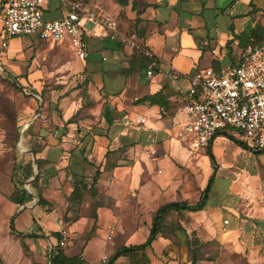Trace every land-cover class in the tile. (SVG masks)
I'll return each mask as SVG.
<instances>
[{
    "label": "rangeland",
    "instance_id": "374dc122",
    "mask_svg": "<svg viewBox=\"0 0 264 264\" xmlns=\"http://www.w3.org/2000/svg\"><path fill=\"white\" fill-rule=\"evenodd\" d=\"M83 1L91 3L90 0ZM206 1L204 14L192 15L194 22L203 19L209 28L218 27L223 31L228 29V25L236 17L235 14L243 11L241 14L246 27L248 23H260L264 26V0H254L256 7L253 10L250 3L245 4L240 0ZM49 2L52 10L60 5L58 0ZM110 4L109 0H98L95 6L111 7ZM59 15L55 10L51 13L45 12L47 19ZM90 27L93 30H103L102 26L92 22ZM195 37L198 42L204 38ZM200 46L202 53L196 62V68L206 66L213 58L220 59L222 63L233 61L226 47L218 54H213L201 42ZM108 53L110 59L103 61L104 65L113 61L112 53ZM95 57L101 61L100 52L90 55L91 59ZM87 58L79 59L66 38L60 43L33 35L13 38L10 47L0 54V259L3 262L47 264L51 241L53 244L55 240L54 237L44 239L43 228L36 233L37 236L26 238L10 228L11 218L21 206L13 199L19 198L23 189L31 194V199L25 202V208L52 211L59 222L67 224L78 217L80 205L70 200V187L80 178L91 183L98 176V170L93 167L94 162L89 161L84 156V151H81L80 142L77 143L75 139L76 135L68 138L69 144L72 142L68 149L72 152L68 166H62L59 153L52 155V165L47 160L40 159L41 134L55 132L56 129L59 135L60 132L68 131L76 134L79 130L89 128L97 120V101L93 96L94 91H91L96 88V84L92 83L86 68L79 65ZM96 63L97 61H92L89 67L92 69ZM70 112H74V122L68 124L66 118ZM85 116L90 120L87 125L83 124ZM32 119L34 120L28 128L24 129ZM147 126L149 122L131 125L117 118L111 131L113 134L118 133L119 139L130 141L131 138L141 136L140 133ZM67 135L70 136V133ZM172 136L171 145L156 146L147 153L149 164L146 163V167L140 170L143 182L149 183L154 196H162L160 202H196L211 179L212 190L206 208L200 212H174L170 215V226L166 233L169 230L175 235L171 230L182 224L191 238H196L201 244L198 247L199 263L264 264V149L256 151L257 148L253 145H241L237 141L239 137L231 127L215 135L211 145L212 154L208 149L210 145L200 148L193 146L189 138L178 137L175 132ZM140 143H148L144 134ZM159 188L161 189L157 192ZM40 195L48 200V205H37ZM155 202V199H147V204L141 208V215H145L146 207H152ZM126 203L131 204V200L127 198ZM28 209L19 215L16 213L14 223L17 228V225L27 222ZM41 209L35 211V214ZM49 214L40 218L46 229H50L56 221ZM130 214L131 211L125 209L123 217L126 223L131 217ZM226 219L229 221L226 222ZM34 220L38 222V218L34 217ZM64 228L69 230L67 227L62 229ZM88 228L90 230L92 226ZM91 230L94 233L93 228ZM180 231L182 230L176 232L179 237L182 234ZM119 234L116 228L114 239L95 235L88 251L95 254L106 251L112 257L115 253V238ZM88 239L76 243L74 239H67V250L73 252L81 249ZM173 239L179 241L177 236ZM181 240L177 243L178 247L169 246L164 252H155V255L160 254L164 264H189L190 251ZM173 251L176 252L175 257ZM170 259H176L177 262H169Z\"/></svg>",
    "mask_w": 264,
    "mask_h": 264
},
{
    "label": "crops",
    "instance_id": "0c3cea01",
    "mask_svg": "<svg viewBox=\"0 0 264 264\" xmlns=\"http://www.w3.org/2000/svg\"><path fill=\"white\" fill-rule=\"evenodd\" d=\"M90 1L91 3L88 4L96 8L95 5L98 0ZM102 1L105 2V0ZM240 1L245 4L250 2V0ZM109 2H111V7L102 8L109 9L117 16L124 32L137 37L141 44L153 50L157 67L149 74L148 69L152 64L150 58L138 49H132L127 43L119 39H111L104 28L102 31L91 28V32L87 36L89 55L87 60L84 63H79V65L86 68L92 83L96 84L94 89L93 85L91 86V89H93L91 91H94L93 96L97 101L95 105V110L99 113L98 117L96 116L97 120L94 121V127L93 125L89 126V128L82 131L79 130L76 134L73 131H68L60 132L59 135L58 129L55 132L41 134L40 144L42 150L40 152L41 159L43 161L44 159L47 160L49 165L53 164V162H50V160H53L52 155L59 153L58 158L62 166H68L72 153L68 150L72 146V142L69 144L68 138L71 139L76 135L75 137L78 139H75L77 143L80 142L81 151H84V156H87L89 161L94 162L93 167L98 170V176L91 183L80 178L75 180L74 185L70 187L68 192L70 200L80 203V205L78 207V217L67 224L59 222L56 214L52 211L41 208L28 209L25 208V203H20L21 206L16 213L19 215L22 211L28 209L27 222L17 225L19 227L17 228L14 223L16 213L11 218L10 228L12 229L13 223L15 226V230H13L17 233L36 234L43 228L44 239L55 238L53 244L51 241L47 264H56L52 262V258L60 248L57 243L61 239L63 227L69 229L67 239H74V243L89 238L81 249L73 252L67 250V243L62 246L66 256H80L86 260L87 264H98L100 257L107 254L106 251L96 254L88 251L95 235H104L108 239H114L115 229L117 228L120 234L115 238L114 252L122 245L138 244L147 239L157 208L166 202H160L162 196H154V191L149 183L143 182L140 170L146 167V163L149 164L147 153L150 152V149H154L156 146L168 147L171 145L172 133L175 132L177 135L178 127L185 121L187 116L184 109V96L190 84L189 79L183 75H169L167 70L174 66L183 72L194 71L196 62L200 59L202 53L200 42L205 45V49L210 48L211 52L213 48H216V51L219 52L226 47L227 50L231 51L228 50V54L233 60L241 54L242 49L245 47V41L241 40V36L244 35L243 31L246 28L244 16L241 14L243 11L235 14L236 17L228 25V29L222 31L218 27L212 26L209 28L203 19L194 22L192 15L204 14L206 0H127L125 3H121L119 0H109ZM249 9H251V6ZM54 10L60 13L58 17L64 13L61 5H57ZM54 10L50 9V2L48 1L45 12L51 13ZM195 36H204V38L198 42ZM108 51H110V54L112 53L113 61L109 65H104L103 61L110 59ZM97 52L101 53V61L97 57L90 58L91 54ZM138 53L145 57V64L142 63L143 59L139 57ZM92 61H97V63L91 69L89 65ZM211 63L218 66L222 61L213 58L209 64ZM108 89L110 91H107ZM139 113L145 114L147 116L146 122H149L146 130L140 133L141 136L125 141L119 139L118 133H112V124L117 118H121L126 122L127 117ZM73 114L74 112L68 114L67 122ZM89 121V117H83V124L87 125ZM71 123L73 122H68V124ZM127 123L129 122L127 121ZM69 133L70 136L67 135ZM143 134L148 141L145 145L140 143ZM213 142L214 139L210 145ZM122 169L126 170L123 172ZM68 170L71 174V169ZM80 180L86 181L89 186L94 184L96 191L93 193L88 188L84 191L83 196H73L72 191L75 183ZM89 190L91 193H89ZM127 198L131 200L132 205L126 203ZM149 198L155 199L156 202L152 207L147 206L146 214L141 215V208L147 204L146 200ZM37 205L41 206L42 204ZM46 205L48 203L42 206ZM127 208L131 211L130 216L132 218L130 217L126 223L123 216ZM39 209L41 210L36 215L35 211L37 212ZM174 212L180 213L171 211L168 216ZM181 212L192 211L184 210ZM47 213L53 215L56 220L49 227L50 229L44 228L42 222H40V218H43ZM34 217L38 218V222L34 220ZM88 226H92L94 233H92V228L88 230ZM177 230L179 229L171 230L174 231L175 235L169 230L168 233L166 231L159 233L151 245L146 247L144 251L140 250L137 252L138 254L136 253V258L131 254H122L115 259L113 264H164L159 257L160 254L157 256L155 252H164L169 246L178 247L177 243L180 239H182L183 244H186V249L189 248L187 240L191 235L184 228L180 231L182 233L180 238L179 234L176 233ZM54 231L60 233L58 237L53 235ZM45 234H47L46 237ZM110 234L112 235L111 238L108 237ZM22 236L25 238L35 237ZM176 236L179 241L173 239ZM143 252L146 254L145 259L137 260L138 256L144 254ZM173 252L175 257L176 252ZM189 258L188 261L191 264ZM169 262L175 263L177 260L170 259ZM0 264H14V262H3L0 259Z\"/></svg>",
    "mask_w": 264,
    "mask_h": 264
},
{
    "label": "built area",
    "instance_id": "2783aa9c",
    "mask_svg": "<svg viewBox=\"0 0 264 264\" xmlns=\"http://www.w3.org/2000/svg\"><path fill=\"white\" fill-rule=\"evenodd\" d=\"M49 0H2L0 2V54L15 37L33 35L51 42L67 39L79 59L89 55L90 23L102 26L111 39H119L132 49H138L151 59V74L157 60L151 48L121 28L115 14L107 8L97 9L83 0H58L64 9L60 17L47 19L45 10ZM212 52L218 54L216 48ZM167 73L186 76L189 86L185 91L186 119L177 129V136L189 138L196 147L209 146L215 135L231 127L235 135L255 148L264 149V40L249 42L231 63H212L183 72L171 66ZM145 114L127 117L132 124L145 123ZM229 219H226L228 222ZM68 230H61L59 243H67ZM109 238L112 237L110 234ZM103 254L98 264H106Z\"/></svg>",
    "mask_w": 264,
    "mask_h": 264
},
{
    "label": "trees",
    "instance_id": "16d2710c",
    "mask_svg": "<svg viewBox=\"0 0 264 264\" xmlns=\"http://www.w3.org/2000/svg\"><path fill=\"white\" fill-rule=\"evenodd\" d=\"M119 1L121 3H125L127 0H119ZM249 3L252 5V10L255 9L256 5L254 3V0H250ZM256 9H259V8L257 7ZM243 34L244 35L241 36V40L245 41V46L251 41L260 42L264 40V26L260 23H255V24L250 23L244 29ZM138 55L140 58L143 59L142 63L145 64L146 63L145 57L141 53H138ZM24 89H26V87H24ZM68 122H74V117L72 116L71 118H69ZM237 141L241 145L248 147V144L244 142L243 140L237 139ZM208 149H209L210 154H212L211 145L209 146ZM261 150L263 149H259V148L256 149V151H261ZM211 185H212V179L204 187V189L202 190L199 196V199L196 202L191 203L187 200H172V201H168L160 205L157 208L155 215L153 217L151 231L147 239L142 243L120 246L115 251L113 256L109 257V260L107 261L106 264H113L115 259L119 255H122V254H131L134 258H136L137 257L136 253L138 251L140 250L144 251L146 247L152 244V242L156 239L159 233H164L168 229V227L170 226V223L168 222V219H169L168 215L171 211H177V212H181L184 210L196 211V210L205 208L207 201L210 197V192L212 190ZM88 188L91 189L93 193L96 191L94 184L89 186V184L86 181L80 180L79 182L75 183L74 190L72 191V195L81 197L83 196L84 191ZM22 191H23L22 192L23 194L19 198L13 199L15 202L25 203L31 199L30 193H27L25 189H23ZM38 203L45 205L48 203V200H46V198L43 195H40ZM176 228L184 229L182 224H178ZM12 229L15 230V226L13 223H12ZM19 233L22 235L37 236V234L35 233H28V234H24L22 232H19ZM59 234L60 233L58 231L53 232V235L57 237L59 236ZM187 241H188V246H189V251H190L191 264H203V263H199L200 257H199L198 247L201 244L197 242L196 238L193 239L190 237L188 238ZM57 245L60 248H58L57 254L52 258L53 263H56V264H87L86 260L80 256H72V257L66 256L62 250L63 245L59 243V240H58ZM143 253H144L143 255L138 256L137 260L145 259L146 254L145 252Z\"/></svg>",
    "mask_w": 264,
    "mask_h": 264
},
{
    "label": "bare ground",
    "instance_id": "6f19581e",
    "mask_svg": "<svg viewBox=\"0 0 264 264\" xmlns=\"http://www.w3.org/2000/svg\"><path fill=\"white\" fill-rule=\"evenodd\" d=\"M34 119L30 120L29 123L24 127V129L28 128V126L30 125V123L33 121ZM23 140L25 142V138L23 137Z\"/></svg>",
    "mask_w": 264,
    "mask_h": 264
},
{
    "label": "water",
    "instance_id": "95a60500",
    "mask_svg": "<svg viewBox=\"0 0 264 264\" xmlns=\"http://www.w3.org/2000/svg\"><path fill=\"white\" fill-rule=\"evenodd\" d=\"M22 136V131L20 130V137Z\"/></svg>",
    "mask_w": 264,
    "mask_h": 264
}]
</instances>
